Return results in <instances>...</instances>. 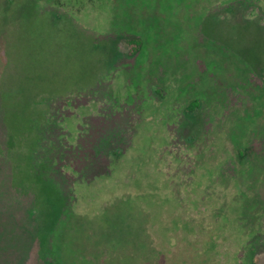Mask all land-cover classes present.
<instances>
[{
  "label": "rangeland",
  "instance_id": "374dc122",
  "mask_svg": "<svg viewBox=\"0 0 264 264\" xmlns=\"http://www.w3.org/2000/svg\"><path fill=\"white\" fill-rule=\"evenodd\" d=\"M0 264H264V0H0Z\"/></svg>",
  "mask_w": 264,
  "mask_h": 264
},
{
  "label": "trees",
  "instance_id": "16d2710c",
  "mask_svg": "<svg viewBox=\"0 0 264 264\" xmlns=\"http://www.w3.org/2000/svg\"><path fill=\"white\" fill-rule=\"evenodd\" d=\"M128 45L130 46L132 53H136L138 50V47H140V45H141V41L131 40L128 42Z\"/></svg>",
  "mask_w": 264,
  "mask_h": 264
}]
</instances>
